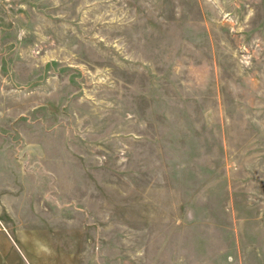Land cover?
I'll return each mask as SVG.
<instances>
[{
	"label": "rangeland",
	"instance_id": "obj_1",
	"mask_svg": "<svg viewBox=\"0 0 264 264\" xmlns=\"http://www.w3.org/2000/svg\"><path fill=\"white\" fill-rule=\"evenodd\" d=\"M0 264H264V0H0Z\"/></svg>",
	"mask_w": 264,
	"mask_h": 264
},
{
	"label": "crops",
	"instance_id": "obj_2",
	"mask_svg": "<svg viewBox=\"0 0 264 264\" xmlns=\"http://www.w3.org/2000/svg\"><path fill=\"white\" fill-rule=\"evenodd\" d=\"M6 169V168H5ZM8 172H9V170H8Z\"/></svg>",
	"mask_w": 264,
	"mask_h": 264
}]
</instances>
